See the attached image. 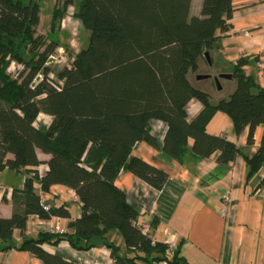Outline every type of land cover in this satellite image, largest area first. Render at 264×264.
Listing matches in <instances>:
<instances>
[{
	"label": "trees",
	"instance_id": "16d2710c",
	"mask_svg": "<svg viewBox=\"0 0 264 264\" xmlns=\"http://www.w3.org/2000/svg\"><path fill=\"white\" fill-rule=\"evenodd\" d=\"M70 6L75 7L72 16L89 32L88 41L56 72L55 81L45 63L59 43L36 34L38 1L0 0V171L9 168L29 176L12 193V215L0 217V251H28L43 264H76L41 245L65 240L84 250L92 237H100L118 264H188L181 243L172 248L143 233L137 210L114 181L125 169L154 189L163 188L167 174L132 155L137 142L159 147L150 120L165 124L160 149L170 159L181 161L188 152L197 159L215 154L217 163L226 165L241 155L246 178L262 168L264 132L256 151L246 154L224 135L205 130L217 111L230 118L237 134L248 127V145L255 128L264 129V88L241 72L244 60L234 66L232 92L215 102L189 80L198 60L213 47L216 32L229 29L232 0H201L198 16L190 14L191 0H56L51 33ZM24 49L29 56L23 55ZM10 61L23 66L16 77L7 71ZM192 99L202 109L189 120L186 105ZM39 113L52 117L45 130L34 124ZM36 149L50 155L40 177ZM34 183L43 192L56 184L75 192L81 215L68 221L66 232L25 235L30 215L44 220L70 217L65 205L44 210ZM110 230L120 233L132 257L119 255L118 247L106 239Z\"/></svg>",
	"mask_w": 264,
	"mask_h": 264
},
{
	"label": "crops",
	"instance_id": "0c3cea01",
	"mask_svg": "<svg viewBox=\"0 0 264 264\" xmlns=\"http://www.w3.org/2000/svg\"><path fill=\"white\" fill-rule=\"evenodd\" d=\"M195 1V10L190 14H200L201 0ZM233 13L228 20L230 27L225 32H216L214 45L207 51L211 64L206 58L198 60V70L189 74L190 82L208 92L212 102L227 97L235 87L236 80L220 79L221 89L217 90L213 77L219 74H233L235 64L244 60L241 72L252 77L257 86L264 88V0H232ZM209 75L197 79V75ZM256 90L255 88L253 89ZM202 104L190 100L186 105L189 120L197 116ZM52 121L50 115L39 113L35 126L45 130ZM150 132L156 137L159 147L145 142H137L132 155L163 170L167 174L161 190H156L130 171L122 169L116 177L115 185L124 191L127 202L138 212L137 225L153 241L175 247L182 244L181 254L188 264H264V186L260 185V171L246 178L247 166L238 155L233 162L223 165L216 161V155L197 159L189 152L181 161L165 156L160 147L166 126L160 120L149 121ZM209 134L224 135L236 144L241 152L251 154L260 145L264 129L257 126L253 133V143L247 144L248 127L236 133L230 118L215 112L205 126ZM191 141H189V146ZM42 161L38 166V176L48 169L49 154L36 149ZM12 158L11 154L7 155ZM261 170V169H260ZM29 177L9 168L0 171V217L7 218L13 213L12 193L23 187ZM40 200L49 207L65 205L69 218L59 217L60 224L67 229L70 219L81 215V206L75 192L63 185H52L43 192L34 183ZM228 198V201H224ZM222 205L225 210L222 211ZM51 219H41L30 215L26 222L25 235L36 238L46 232L42 223ZM19 241L18 231L13 234ZM106 239L118 247L119 255L132 257L124 240L116 230L106 233ZM88 249L78 250L67 241L56 244L44 242L41 247L66 261L76 264H118L111 256L104 239L92 237ZM0 264H43L32 253L10 249L0 251ZM132 264H170L166 261L144 263L134 260Z\"/></svg>",
	"mask_w": 264,
	"mask_h": 264
},
{
	"label": "rangeland",
	"instance_id": "374dc122",
	"mask_svg": "<svg viewBox=\"0 0 264 264\" xmlns=\"http://www.w3.org/2000/svg\"><path fill=\"white\" fill-rule=\"evenodd\" d=\"M40 4V15L38 25L36 26V34L53 38L58 41V46L53 53L54 58L50 63L45 64L50 68L49 76L57 81L56 72L70 63V58L75 55L79 49L85 47L88 41L89 32L83 27L82 23L72 16L75 7L70 6L60 22L59 28L55 33L50 32V18L53 6L56 0H37ZM195 10V1L191 5V11ZM23 55L26 50H23ZM27 58V57H26ZM16 62V61H14ZM9 65L7 66V68ZM201 75V74H199Z\"/></svg>",
	"mask_w": 264,
	"mask_h": 264
},
{
	"label": "built area",
	"instance_id": "2783aa9c",
	"mask_svg": "<svg viewBox=\"0 0 264 264\" xmlns=\"http://www.w3.org/2000/svg\"><path fill=\"white\" fill-rule=\"evenodd\" d=\"M54 58L52 57V55L48 58V60L46 61L45 64H48L50 63ZM261 67H264V62H260L259 64ZM23 68L22 65L14 62V61H10V64H9V67L7 68V71L13 76V77H16L18 72ZM41 76L38 75V79L40 78ZM260 179L264 177V164L260 170V175H259ZM224 201H228V198H225ZM42 206H43V209L44 210H48L49 209V206L44 204L43 202H41ZM222 211H224L226 208L224 205H222ZM50 221H44L42 222L45 227H46V232L48 233H64L66 232V228L63 227L61 224H60V219L58 216H52ZM217 264H223L221 262H218Z\"/></svg>",
	"mask_w": 264,
	"mask_h": 264
},
{
	"label": "water",
	"instance_id": "95a60500",
	"mask_svg": "<svg viewBox=\"0 0 264 264\" xmlns=\"http://www.w3.org/2000/svg\"><path fill=\"white\" fill-rule=\"evenodd\" d=\"M203 56L206 58L208 64H211L208 53L205 52L203 54ZM208 77H210V76L209 75H203V74L197 75V79H205V78H208ZM220 79H228V80H230V79H232V75L231 74H219L217 76H214L213 77V81H214V84H215V87H216L217 90L221 89ZM37 80H38V77L36 78V81Z\"/></svg>",
	"mask_w": 264,
	"mask_h": 264
}]
</instances>
